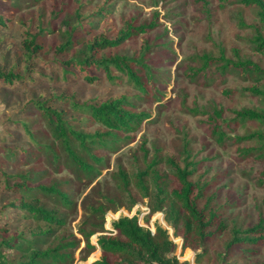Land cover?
Segmentation results:
<instances>
[{
  "label": "rangeland",
  "instance_id": "374dc122",
  "mask_svg": "<svg viewBox=\"0 0 264 264\" xmlns=\"http://www.w3.org/2000/svg\"><path fill=\"white\" fill-rule=\"evenodd\" d=\"M257 12L255 7H245L232 0H0V14L10 19L7 28L0 27V71L14 68L23 76L12 85L0 82L2 171L13 175L30 173L39 184L64 185L65 181L73 180L64 162L55 166L46 154L45 146L52 138L45 117L29 103L33 100L52 98L54 107L65 112L64 118L87 133L104 129L82 111H73L68 100L60 99L69 98L81 104L125 96L133 104L130 108L133 112L151 116L134 131L119 133L122 141L114 151H95L104 159L100 176L80 183L72 181L71 188L63 187L72 207L60 210L66 216V226L54 232L49 242L58 236L69 237L71 233L80 238L76 229L83 215V200L89 195L92 200L94 191L116 193L113 174L118 168L132 175L143 170L158 152L163 158H173L181 164L183 160L195 162L196 172L190 180L202 187L199 207L207 215L204 205L208 201L209 208L221 215L225 230L218 233L210 228L214 235L199 250L182 249V238L175 236L173 227L165 221L166 208L150 213L157 203L151 187L147 198L131 189V198L136 202L131 210L123 207L117 212L108 211L103 235L113 233L112 223L120 217L136 216L140 226L152 233L156 226L166 230L169 240L175 244L174 255L180 263L197 264L198 254H201L200 264H264L262 245L227 247L232 229L252 227L258 216L264 215V122L241 119L235 114V111L252 110L264 115V96L248 91L254 86L264 92V82L256 83L247 74L237 71L221 74L213 66L202 71L199 61L202 55L217 58L223 54L226 59H249L264 68V51L256 50L255 33L258 31L264 37V23L260 22ZM156 15L154 30L100 54L133 57L148 46L145 62L156 76L152 92L162 96L159 103L139 98L141 95L133 85L126 77L120 80L123 75L118 72L114 73L119 77L115 83H109L102 74L96 73L100 79L88 84L80 77L63 73L55 63L65 59L57 55L55 49L78 25H83L77 30L83 33V41L98 37L114 39L128 24L148 23ZM40 27L49 32L38 38L45 47L28 64L22 34L24 31L36 34ZM195 72L198 73L190 75ZM214 111H221L220 119ZM214 127L224 134L222 141L212 135ZM250 135H260L262 139L236 141ZM141 146L147 150L145 159ZM157 170L169 192L175 182L170 168L161 164ZM14 197L0 187V207ZM46 205L51 208L53 203ZM28 222L14 216L8 228L12 232H26L30 227ZM5 225L6 220H0V228ZM99 235L90 238L96 250L86 260H81L82 242L72 264H92L100 258L96 245ZM25 237L31 239L28 234Z\"/></svg>",
  "mask_w": 264,
  "mask_h": 264
},
{
  "label": "trees",
  "instance_id": "16d2710c",
  "mask_svg": "<svg viewBox=\"0 0 264 264\" xmlns=\"http://www.w3.org/2000/svg\"><path fill=\"white\" fill-rule=\"evenodd\" d=\"M232 1L245 7H255L258 10L257 16L260 22L264 23V0ZM156 19L157 15L148 23L140 25L130 23L114 39L98 37L83 41L81 40L83 33H77L79 27L83 25H78L71 29L65 42L55 49L57 55L65 57L64 61L60 59L55 63L63 73L80 77L88 84H94L100 79L96 73L102 74L109 83H115L119 77H116L114 73L118 72L123 75L120 80L126 77L127 81L133 85L137 93L141 95L139 98L143 97L159 103L162 96L152 92L157 81L156 76L145 62L148 46H144L141 54L133 57L118 55L105 57L100 54L106 49L117 47L126 40L154 30L157 27ZM9 23L10 19L0 14V27L7 28ZM44 32L48 31L40 27L36 34H31L29 31H24L22 34V48L28 64L33 56L43 52L45 45L43 42L40 43L38 38ZM255 38L258 43L256 50L263 52L264 37L257 31ZM199 61L202 71L213 66L221 74L229 70L237 71L247 74L256 83L264 82V68L249 59L241 60L236 57L235 60H230L221 54L217 58L202 55ZM22 78L20 72L14 68L0 71V82L6 85H12ZM248 91L254 95L264 96V92L254 86L248 88ZM57 99L60 98L57 97ZM67 100V104L73 111H82L94 122L100 124L104 131L87 133L77 128L74 126L75 123L64 118L66 114L63 110L58 111L54 107L52 98L29 102L47 121L52 140L45 146V152L50 156L51 163L58 166L64 162L71 171L73 180L65 181L64 185H61L62 183L39 184L30 173L13 175L0 169V187L15 196L0 207V220H6V225L0 228V264H72L74 253L80 248L82 242L84 247L80 250L83 254L81 260H86L96 250V246L90 243V238L95 234H101L96 242L101 254L100 258L92 264H187L177 260L174 255L175 244L169 240L166 230L156 226L152 233L149 229L140 226L136 216L120 217L112 223L113 233L103 235L106 232L104 218L108 211L117 212L123 207L131 210L136 204L130 195L132 188L136 189L143 198L150 196L151 187L154 189L157 203L151 208L150 213L162 212L166 208L165 221L173 227L175 236L182 238V249L199 250L202 244L214 235L210 232V228H215L218 233L225 230L221 215L209 208L208 201L204 205L207 215L199 207L202 187L190 180L196 172L195 162L183 160L181 164L173 158H163L157 152L146 163L143 170H138L132 175L118 168L113 174L116 193L94 191L92 200L89 199L90 195L83 200V215L76 229L80 238L71 233L69 237L58 236L49 242L48 239L54 232L66 226V216L60 210H71L72 207L69 194L63 190V187L71 188L72 181L80 183L85 179L91 181L100 176V167L104 159L95 151L102 149L114 151L117 149L116 145L122 141L119 133L134 131L142 121L151 117L147 113L133 112L130 109L133 104L128 102L125 96L103 102L86 101L81 104L69 98L60 99V101ZM214 113L216 118L220 119L221 111H214ZM235 114L241 119L264 122V115L252 110L235 111ZM23 127L25 128V125ZM212 135L216 136L218 141L224 138V134L219 132L217 127L212 129ZM253 137L262 139L260 135H250L236 138V141H246ZM141 150L145 159L147 150L143 147ZM262 151L264 152V145ZM186 158L189 159V156ZM161 164L170 168L171 177L175 181L169 192L165 190L167 186L157 170ZM262 178L264 179V170ZM95 188L97 187L93 189ZM47 202L53 203V206L48 208ZM14 216L29 220L30 227L26 232L9 230L8 225ZM27 234L31 239L25 237ZM249 244L264 246V215H259L257 223L252 227L231 230L228 249ZM198 257L196 262L200 264L202 255L198 254Z\"/></svg>",
  "mask_w": 264,
  "mask_h": 264
}]
</instances>
